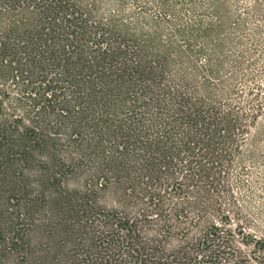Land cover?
<instances>
[{
  "label": "trees",
  "instance_id": "16d2710c",
  "mask_svg": "<svg viewBox=\"0 0 264 264\" xmlns=\"http://www.w3.org/2000/svg\"><path fill=\"white\" fill-rule=\"evenodd\" d=\"M0 264H264V0H0Z\"/></svg>",
  "mask_w": 264,
  "mask_h": 264
},
{
  "label": "rangeland",
  "instance_id": "374dc122",
  "mask_svg": "<svg viewBox=\"0 0 264 264\" xmlns=\"http://www.w3.org/2000/svg\"><path fill=\"white\" fill-rule=\"evenodd\" d=\"M258 235H261L260 233Z\"/></svg>",
  "mask_w": 264,
  "mask_h": 264
}]
</instances>
